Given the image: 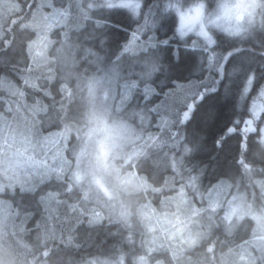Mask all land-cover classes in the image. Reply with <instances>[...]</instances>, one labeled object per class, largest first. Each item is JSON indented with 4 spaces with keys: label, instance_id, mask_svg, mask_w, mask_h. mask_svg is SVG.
Segmentation results:
<instances>
[{
    "label": "snow or ice",
    "instance_id": "6c2138e0",
    "mask_svg": "<svg viewBox=\"0 0 264 264\" xmlns=\"http://www.w3.org/2000/svg\"><path fill=\"white\" fill-rule=\"evenodd\" d=\"M174 7L0 0V264H264V5Z\"/></svg>",
    "mask_w": 264,
    "mask_h": 264
},
{
    "label": "clouds",
    "instance_id": "9594fccd",
    "mask_svg": "<svg viewBox=\"0 0 264 264\" xmlns=\"http://www.w3.org/2000/svg\"><path fill=\"white\" fill-rule=\"evenodd\" d=\"M172 2L176 5L170 11L175 18L177 37L200 40L204 39L200 35L201 28L213 38L219 35L229 39H248L259 28V15L254 16V12L258 13L259 9L255 5H264V0H172ZM176 8H179V11ZM196 9H200L199 16ZM181 13L191 18L190 31L186 29L182 31ZM111 123L109 120L110 126ZM116 135L115 130L110 128L103 131L102 126L97 125V136L111 139ZM120 195L127 198L125 193Z\"/></svg>",
    "mask_w": 264,
    "mask_h": 264
}]
</instances>
